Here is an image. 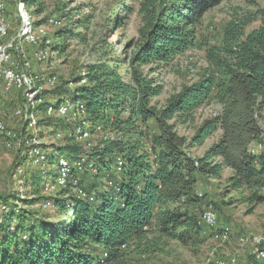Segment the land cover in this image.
Instances as JSON below:
<instances>
[{
	"label": "trees",
	"instance_id": "16d2710c",
	"mask_svg": "<svg viewBox=\"0 0 264 264\" xmlns=\"http://www.w3.org/2000/svg\"><path fill=\"white\" fill-rule=\"evenodd\" d=\"M21 1L35 14L46 8L43 0ZM220 1L138 0L137 36L122 55L98 56L72 78L73 89L55 88L58 97L82 105L88 132L102 136L84 149L75 135L77 122L52 120L67 134L61 146L48 147L52 150L43 159L49 170L36 169L25 179L28 208L16 204L18 194L12 207L7 200L0 202V264H140L150 236L154 242L195 244L204 238L198 214L209 203L197 185L219 178L226 168L231 170V189H246L249 201L264 203L259 122L264 110V20L248 34L243 30L248 19L230 21L219 46L205 45L209 70L201 80L183 86L161 107L151 104L162 86L144 67L166 66L191 49L203 14ZM131 7L125 4L123 11ZM110 21L121 26L115 15ZM55 36L64 49L80 34L62 28ZM210 99L220 104V113L187 141L171 120L185 122ZM47 104H38L35 111L45 112ZM218 130V140L201 156L190 155V147L201 146ZM41 145L35 147L45 153ZM59 157L79 166L69 169L64 186L44 195L60 174ZM260 247L264 252V242Z\"/></svg>",
	"mask_w": 264,
	"mask_h": 264
},
{
	"label": "rangeland",
	"instance_id": "374dc122",
	"mask_svg": "<svg viewBox=\"0 0 264 264\" xmlns=\"http://www.w3.org/2000/svg\"><path fill=\"white\" fill-rule=\"evenodd\" d=\"M43 1L46 8L42 13L35 14L21 0H0V16L5 20L8 38L17 39L21 29L26 26H23L25 22H30L33 31L38 27L44 31V35L36 43L24 42L22 46L17 44L10 51L14 62L12 68L18 73L26 72L36 78V87L28 91L36 89V93L29 96L26 90L6 91L0 82V124L4 126V132L11 134L6 136L0 132V202L7 200L10 207L18 194L22 202L18 201L16 204L28 208L24 201V197L29 196L24 185L25 179L36 169L45 172L49 170L50 165L43 159L52 150L48 147L61 146L63 137L67 134L52 120L62 118L65 122H68L67 119L77 122L79 118H83L82 113L76 114L70 109L72 98L58 97L55 88L61 86L73 89L72 78L81 75L86 65L98 56L105 55L108 58L113 53L122 55V48L136 38L140 25L136 12L138 0ZM119 1L123 2L121 6H118ZM125 4L133 7L130 12L123 11ZM113 15L119 18L121 26L110 21ZM245 19L250 21L243 29L248 34L264 20V0H221L203 14L196 31L197 42L191 49L175 57L166 66H145L148 76L162 86L161 93L151 99V104L161 107L169 96L179 92L183 86L199 82L209 70L205 59V45L219 46L226 25L233 20ZM41 20V24L37 23ZM62 28L80 34L70 39L69 45L64 49L59 47L60 41L55 36ZM42 50L44 51L38 55ZM24 59L29 62L28 68L23 66ZM152 68L154 71L150 72ZM80 83H83V79ZM39 102H48L45 112L35 111ZM60 104L70 109L66 115L57 113ZM50 105L56 108L55 112H47ZM220 111V104L210 99L194 110L185 122L175 118L171 122L174 123L176 132L190 141L198 128ZM47 117H51L48 122ZM259 122L264 134V110ZM101 136L99 133H89L85 139H79V144L88 149ZM219 136L220 130L208 137L201 146L190 147L188 152L191 156H201ZM39 144H42V148L46 147L45 153H40L39 148L35 147ZM22 172L24 175L21 178L19 175ZM230 175L231 170L226 168L219 178H209L197 185L198 193H205L209 199L208 205L198 214L206 229L201 232L204 238L200 237L195 244L184 245L176 239H159L154 242V236L149 235L152 243L147 246V252L139 256L140 264H217L216 261L229 259H234L235 264L264 262V252L260 247L264 242V203L249 201L250 192L246 189H231L227 183ZM49 185L55 186V182ZM57 188H46L48 193L43 194L53 195ZM33 207L39 209L38 205ZM47 208V204L40 206L41 210ZM1 209L3 212V207ZM207 209L215 215L212 227L201 219ZM257 239L260 241L255 242Z\"/></svg>",
	"mask_w": 264,
	"mask_h": 264
},
{
	"label": "bare ground",
	"instance_id": "6f19581e",
	"mask_svg": "<svg viewBox=\"0 0 264 264\" xmlns=\"http://www.w3.org/2000/svg\"><path fill=\"white\" fill-rule=\"evenodd\" d=\"M0 3H2V2H0ZM1 8H2V5L0 4V9ZM0 12H1V10H0ZM23 26H25V27L23 29H21V32H19V34H20L19 39L18 38L17 39L8 38L5 20L3 21L1 19V16H0V82L2 83V86H3L4 90H6V91H8V90H26V94L31 96L32 94L36 93V89L33 90L32 92H28V91H30L36 87V80H35L36 78L30 74H27L26 72L18 73L12 68V66L14 65V62L12 61L10 51L15 49L14 46H16L17 44L21 45L24 42L36 43L37 39L44 35V31L40 27L36 28V30L33 31L31 29L30 22H25L23 24ZM45 42H46V40H45ZM43 51L44 50L39 52L38 55H40ZM38 57H39V59H41L40 56H38ZM23 66L27 67V68L29 67L28 60L24 59ZM4 69H5V72H4ZM38 101H41V100H38ZM69 104L71 107L70 109H73V111L71 110L72 112H75L76 114L82 113V105L73 104V103H69ZM55 109L56 108H54V106L52 107L50 105L47 108L48 111L47 110L46 111L48 113H50V111H51V113H52L53 110L55 112ZM70 109H67L63 104H60L57 107V113H59L61 115H66L70 111ZM29 122H31V121L29 120ZM87 127H88L87 120H85L84 118H79L76 125H75V135L77 136L78 140L79 139H85L87 137V135H89ZM4 131H5L4 126H2L0 124V132L3 134H6V136L11 135L9 132H4ZM263 143H264V134H263ZM59 164H60V174L57 177V179L55 180V186H53V185L49 186L51 188L64 186L67 174L69 172V169H72L76 165L79 166V164H76V165L70 164L69 162H67L64 159H60ZM206 211L207 212H205L202 215L201 219H203V221L208 226L212 227V226H214L215 215L213 214V212L210 209L209 210L207 209ZM204 230H206V229H204ZM206 233H207V231H206ZM259 241H260V239L259 240L257 239L255 242H259ZM235 262L236 261L234 259H229L227 261H222V260L216 261L217 264H235Z\"/></svg>",
	"mask_w": 264,
	"mask_h": 264
},
{
	"label": "built area",
	"instance_id": "2783aa9c",
	"mask_svg": "<svg viewBox=\"0 0 264 264\" xmlns=\"http://www.w3.org/2000/svg\"><path fill=\"white\" fill-rule=\"evenodd\" d=\"M23 29V28H22ZM20 38V34H18V39ZM16 48V46H14ZM22 62V61H21ZM4 72H5V69H4ZM26 89V88H25Z\"/></svg>",
	"mask_w": 264,
	"mask_h": 264
}]
</instances>
